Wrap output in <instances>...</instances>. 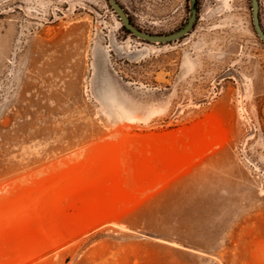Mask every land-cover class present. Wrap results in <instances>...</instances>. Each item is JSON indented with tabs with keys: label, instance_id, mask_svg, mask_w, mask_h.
Instances as JSON below:
<instances>
[{
	"label": "rangeland",
	"instance_id": "374dc122",
	"mask_svg": "<svg viewBox=\"0 0 264 264\" xmlns=\"http://www.w3.org/2000/svg\"><path fill=\"white\" fill-rule=\"evenodd\" d=\"M0 264H264V0H0Z\"/></svg>",
	"mask_w": 264,
	"mask_h": 264
},
{
	"label": "crops",
	"instance_id": "0c3cea01",
	"mask_svg": "<svg viewBox=\"0 0 264 264\" xmlns=\"http://www.w3.org/2000/svg\"><path fill=\"white\" fill-rule=\"evenodd\" d=\"M178 144L179 145L177 147H172L171 149H169V152L178 153L183 157L193 154H204L206 150L207 151L209 150L208 149L209 147L202 146L201 143L190 140L189 141L186 140Z\"/></svg>",
	"mask_w": 264,
	"mask_h": 264
},
{
	"label": "water",
	"instance_id": "95a60500",
	"mask_svg": "<svg viewBox=\"0 0 264 264\" xmlns=\"http://www.w3.org/2000/svg\"><path fill=\"white\" fill-rule=\"evenodd\" d=\"M124 21L126 23V25L131 29L132 27L128 24L127 19L124 18ZM133 29V28H132ZM134 30V29H133ZM144 37L150 38V39H156L155 37H151V36H147V35H143ZM161 39H165V38H161Z\"/></svg>",
	"mask_w": 264,
	"mask_h": 264
},
{
	"label": "bare ground",
	"instance_id": "6f19581e",
	"mask_svg": "<svg viewBox=\"0 0 264 264\" xmlns=\"http://www.w3.org/2000/svg\"><path fill=\"white\" fill-rule=\"evenodd\" d=\"M126 113V112H125ZM130 119H134L133 116L131 114H129ZM137 118H135L134 120H136ZM130 121V120H129ZM132 121V120H131ZM142 121V120H141Z\"/></svg>",
	"mask_w": 264,
	"mask_h": 264
}]
</instances>
